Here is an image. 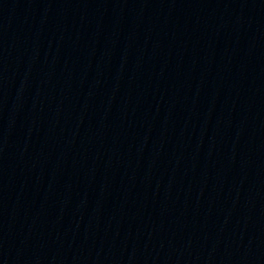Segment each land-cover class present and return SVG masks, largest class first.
Instances as JSON below:
<instances>
[{
	"label": "water",
	"instance_id": "water-1",
	"mask_svg": "<svg viewBox=\"0 0 264 264\" xmlns=\"http://www.w3.org/2000/svg\"><path fill=\"white\" fill-rule=\"evenodd\" d=\"M94 264H264V0H91Z\"/></svg>",
	"mask_w": 264,
	"mask_h": 264
}]
</instances>
